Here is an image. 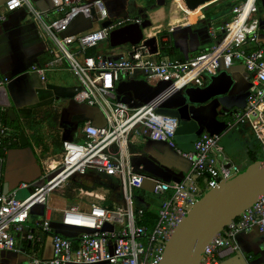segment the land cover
Segmentation results:
<instances>
[{
	"label": "built area",
	"instance_id": "2783aa9c",
	"mask_svg": "<svg viewBox=\"0 0 264 264\" xmlns=\"http://www.w3.org/2000/svg\"><path fill=\"white\" fill-rule=\"evenodd\" d=\"M49 1L50 10H36L29 0H0V22L25 10L48 38V53L66 60L79 79L81 89L75 101L97 108L105 124L95 127L86 122L82 127V142L63 141L60 159L44 171L40 185L19 186V190L32 188L25 198L19 199L17 190L7 194L0 191V264H4L3 252H22L16 245L18 237L30 248L26 255L28 264H160L167 241L195 203L240 170L227 163L219 135L200 133L193 150L183 151L174 140L178 126L175 118L157 114L156 104L131 106L116 95L115 88L120 81L138 75L152 86L166 81L173 90L203 88L221 69L241 64L253 89L244 109L230 114L227 126L247 123L264 154V46L259 39L258 0H237L228 21L217 29L209 27L214 39L212 45L183 60L152 58L149 48L143 45L117 59L97 52L89 55V51L108 42L112 31L130 24L140 25L143 19L128 15L111 17L105 0ZM78 17L89 21L92 27L70 34L68 30ZM104 22L109 25L102 27ZM161 40L169 42L168 36ZM53 64L49 62L46 68ZM46 68L33 66L31 70L44 80ZM8 82L7 77H0V88ZM7 136L6 128L0 125V173L8 151L4 143ZM133 136L166 144L189 163V172L177 183L147 179L131 162L129 140ZM89 174L116 179L125 207L91 203L87 211L78 206L60 210L61 225L81 231L70 239L53 230L47 216L49 201L71 178ZM145 180L152 183L150 194L159 201L152 222L146 216V209L133 206V193L143 188ZM37 206L45 213L31 221ZM254 229L264 233V197L210 241L198 264H220L226 251L238 249L237 235ZM47 237L52 256L42 259L36 253Z\"/></svg>",
	"mask_w": 264,
	"mask_h": 264
},
{
	"label": "crops",
	"instance_id": "0c3cea01",
	"mask_svg": "<svg viewBox=\"0 0 264 264\" xmlns=\"http://www.w3.org/2000/svg\"><path fill=\"white\" fill-rule=\"evenodd\" d=\"M29 1L36 10H50L49 0ZM142 1V4L134 0L125 5L123 0H105V3L111 17H122L125 14L132 16V12H135L133 16H140L142 19L146 16L152 24L146 32L147 36L156 38L158 48H161V38L168 36L167 44L172 45L170 57L176 60L191 58L208 49L214 41L209 33V27L217 29L215 25L218 27V24L225 22L228 17L224 16L221 21L218 16H207L203 12L210 4H216L220 0L203 5L199 8V13L197 9L187 10L182 0H152L153 5L145 10L143 7L148 0ZM257 8L259 39L264 46V0H258ZM91 27L90 22L78 19L68 32L76 34ZM48 43L44 32L25 10H19L0 22V77L9 79V82L0 88V125L6 128L8 135L17 131L16 127L21 128L20 133L23 132L27 140L26 145L21 146L19 137L17 144L14 143L15 138H12V147L6 153L0 173V191L7 194L17 190L19 199L32 192V188L19 190L22 183L40 185L44 171L56 165L61 156L64 139L82 142L84 140L82 127L86 122L95 127H103L105 124L104 117L97 108L75 101L74 97L81 89L79 79L69 69L66 60H58V56H51L48 53ZM131 50L132 47L129 45H126L125 49H113L109 42H103L95 49L97 53L113 59L126 57ZM49 62L54 64L46 68ZM33 66L46 68L44 80L31 70ZM227 72L236 82L234 93L250 91L249 87H253L249 81V74L241 64L233 65ZM120 99L131 106L139 105L131 100L129 94ZM8 110L13 111L14 121L7 118ZM184 115L197 123L199 134L220 136V145L228 164L248 167L252 158L258 156L253 144L256 138L249 125L247 123L238 125L234 136L230 135L233 132L227 126L230 114L216 100L203 105H190L184 110ZM42 125L43 128L38 133L37 127ZM129 151L132 165L147 179L177 183L190 170L189 163L164 143L133 136L129 140ZM151 189L152 183L145 180L143 188L139 191L150 194ZM80 194L85 195L81 196L84 199H91V203L99 202V199L104 201L106 197L95 190ZM114 199L116 197L112 194V203ZM137 199L140 202L138 207L152 212H155L159 205L157 199L150 202L154 207L146 204L141 197ZM69 206H78L83 211L88 210V207L83 208L79 203L67 204L65 208ZM44 213L42 207H35L31 221L40 218ZM47 216L55 232L70 239L81 233L79 229L61 226V216L58 219L53 218L51 209ZM235 241L238 249L234 252L226 251L220 259V264H264V233L254 229L249 233L238 234ZM16 245L22 252H3L4 264H28L26 256L30 253L28 244L18 237ZM36 254L42 259L51 258L52 250L48 237Z\"/></svg>",
	"mask_w": 264,
	"mask_h": 264
},
{
	"label": "water",
	"instance_id": "95a60500",
	"mask_svg": "<svg viewBox=\"0 0 264 264\" xmlns=\"http://www.w3.org/2000/svg\"><path fill=\"white\" fill-rule=\"evenodd\" d=\"M182 1L187 10L194 11L215 0ZM122 17H127V14ZM108 25L109 22H104L102 27ZM151 25L145 16L140 25L130 24L112 31L108 40L110 47L143 45L149 48L150 55H155L158 51L156 38L145 36ZM235 86L236 82L227 70H220L203 88L173 90L170 82L160 81L152 86L145 80L130 78L120 81L115 93L118 97L129 94L131 100L141 105L156 104L157 114L175 118L178 121L175 142L181 150L192 151L199 127L184 115V110L190 105H203L211 100H216L229 114L236 109H244L250 91L234 93ZM13 115L12 110L7 111V118L11 121L15 120ZM19 143L21 146L27 143L23 132L19 134ZM261 197H264V160L251 163L243 172L219 182L204 193L173 231L160 264H198L202 251L210 241ZM114 203L125 207L122 200Z\"/></svg>",
	"mask_w": 264,
	"mask_h": 264
},
{
	"label": "rangeland",
	"instance_id": "374dc122",
	"mask_svg": "<svg viewBox=\"0 0 264 264\" xmlns=\"http://www.w3.org/2000/svg\"><path fill=\"white\" fill-rule=\"evenodd\" d=\"M132 1L134 0H123V4L125 5L126 3L128 4L129 3H132ZM217 2V1H216ZM236 0H220L219 2H217L216 4H210L207 8L204 9V13L207 15V16H211V17H215V16H218L219 19L222 21V19L224 18V16L230 14V9L232 8V6L236 5L237 2ZM137 8H135L134 11H136ZM131 15H135V12H132ZM258 17V16H257ZM78 19H83L82 17H78L74 20V22ZM84 20V19H83ZM87 21V20H85ZM73 22V23H74ZM89 22V21H88ZM72 23V24H73ZM217 25V24H216ZM215 25L216 28H219V26L217 27ZM72 26V25H71ZM94 27H96V25H94ZM147 31H145V36L146 38H148L149 36L148 33L146 34ZM125 49L126 48V45L125 46H119L117 48H113V49ZM71 50V48H69ZM160 50V48H159ZM152 57V56H151ZM152 58H155V57H152ZM136 79H143L142 75H138L136 77ZM250 90L253 89V87H249ZM50 122V120H49ZM43 128V125L42 126H38L37 129H39L37 132L39 133L40 129ZM238 127H233V128H230L233 132L230 133V135L234 136V133L236 132L235 130L237 129ZM253 144H254V150L256 151L257 155L261 154L263 160H264V154H263V151H262V148L260 146V143L257 141V140H254L253 141ZM254 163V162H253ZM239 170L241 172H243L247 167H244V166H239L238 167ZM102 178H106L104 176H100ZM108 181H112V183H115V186L118 185V182L116 181V179L114 178H111V177H108L107 179ZM71 183H69L65 188H63L62 190H59L57 193H54L52 194L51 198H50V201H49V207L50 209L52 210V213H53V218L55 219H58L60 218L61 216V213H60V210L64 209L65 206L68 204H75V203H79L83 208H87L89 209L90 208V203L92 202L91 199H87L84 197H81V196H85L84 194H80L82 192H87L85 190H82V189H74L71 187ZM82 191V192H81ZM94 191V190H93ZM96 193H100V194H103L105 195V199L104 201L103 200H100L99 199V202H96L97 204L99 205H102V206H105V207H113V206H117V204H114L112 203V195H111V191L109 189H106L105 187H98L95 189ZM80 194V195H79ZM143 198L144 199V202H146V204H149L150 207H154L153 204H151L150 202L151 201H155V197L152 196L151 194H147V193H142L141 191H135L133 193V206L134 207H138L140 206V202L138 201L137 198ZM108 202H111L112 205L111 207L109 206ZM62 226V225H61Z\"/></svg>",
	"mask_w": 264,
	"mask_h": 264
},
{
	"label": "trees",
	"instance_id": "16d2710c",
	"mask_svg": "<svg viewBox=\"0 0 264 264\" xmlns=\"http://www.w3.org/2000/svg\"><path fill=\"white\" fill-rule=\"evenodd\" d=\"M138 1L141 4L143 3L142 0H138ZM151 5H153V1L148 0L146 6L143 7V9L145 10V9L151 7ZM231 9H230V12H231ZM141 15H143V14L141 13ZM229 18H230V14H228V17L225 20V22L228 21ZM225 22L218 24V25L220 26V25L224 24ZM134 48L135 47H132L131 52L134 50ZM95 52H96L95 50H91V51H89V55H93ZM155 55H156L155 58H157V59H160L162 57H168L170 59H174L173 57H170L172 55V45L162 42L160 50H158ZM15 129L17 131L13 132V134L8 135L4 140V143L7 144L8 149L10 147H12V144H13L12 138H15L14 143L17 144V142H18V137H19L20 131L22 129L21 128L19 129L18 127H16ZM258 160H263L261 154L258 155L256 158H252L251 163L258 161ZM107 179H108V177L102 178L100 176L89 174V175H86L85 177L75 176V177L71 178L69 183H71L72 188H74V189L76 188L78 190L82 189V190H85L87 192H92L93 190H95L98 187H105L106 189H109L111 191V195L113 194L114 197H116V199H114L115 202L121 201L119 186L118 185L115 186V183H112L111 180L108 181ZM119 198H120V200H119ZM108 204L111 207L112 203L108 202ZM146 216H147V218L150 219L151 222L155 219L154 212L149 211L147 209H146Z\"/></svg>",
	"mask_w": 264,
	"mask_h": 264
},
{
	"label": "bare ground",
	"instance_id": "6f19581e",
	"mask_svg": "<svg viewBox=\"0 0 264 264\" xmlns=\"http://www.w3.org/2000/svg\"><path fill=\"white\" fill-rule=\"evenodd\" d=\"M197 12L199 13V9H197Z\"/></svg>",
	"mask_w": 264,
	"mask_h": 264
}]
</instances>
